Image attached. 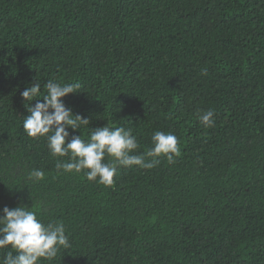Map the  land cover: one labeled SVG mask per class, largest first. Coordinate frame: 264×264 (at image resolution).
Listing matches in <instances>:
<instances>
[{
    "label": "trees",
    "instance_id": "1",
    "mask_svg": "<svg viewBox=\"0 0 264 264\" xmlns=\"http://www.w3.org/2000/svg\"><path fill=\"white\" fill-rule=\"evenodd\" d=\"M48 80L81 86L68 141L124 127L140 155L159 130L181 155L110 186L58 174L69 157L22 127ZM21 205L64 223L71 247L41 264H264V0H0V215Z\"/></svg>",
    "mask_w": 264,
    "mask_h": 264
},
{
    "label": "clouds",
    "instance_id": "2",
    "mask_svg": "<svg viewBox=\"0 0 264 264\" xmlns=\"http://www.w3.org/2000/svg\"><path fill=\"white\" fill-rule=\"evenodd\" d=\"M206 74V70L202 73ZM79 83H55L48 80L44 86L46 94H41L40 83L36 82L21 93L29 115L23 118V130L33 138L45 137L47 147L54 157H69L67 162L57 161V173L80 174L83 170L88 181H97L105 186L114 182L118 168L139 166L152 169L159 163V157H165L168 163H174V157L181 155L177 137L172 133L155 131L151 137L152 146L143 154H133L139 147L136 136L124 127L108 125L90 131L88 141L81 136H73V131L89 125L90 121L74 116L72 109L66 107L63 98L78 93ZM36 101L35 106L31 103ZM214 110L209 109L198 116L199 122L206 128L213 127ZM66 141H68L66 143ZM107 158V159H106ZM44 172L33 169L27 179L38 182L44 179ZM62 221L44 224L37 214L24 205L13 209L5 207L0 215V249H8L0 264H41V260L51 261L61 248L71 247ZM15 253V254H14Z\"/></svg>",
    "mask_w": 264,
    "mask_h": 264
}]
</instances>
